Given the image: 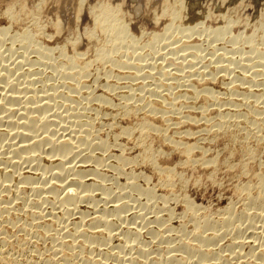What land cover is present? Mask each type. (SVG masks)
<instances>
[{
  "label": "rangeland",
  "instance_id": "374dc122",
  "mask_svg": "<svg viewBox=\"0 0 264 264\" xmlns=\"http://www.w3.org/2000/svg\"><path fill=\"white\" fill-rule=\"evenodd\" d=\"M114 24L126 26L125 38L117 48L115 46V38L118 30L116 27H112ZM110 27L112 28L108 35L105 30ZM1 28L3 30L0 31V76L6 75V72H8L6 77H4L5 75L3 76V79L7 78V76L11 79L8 77L7 80L4 79L5 81H16V83L21 81L22 83H18L19 85L12 83V85H17V91L15 90L16 88H13L16 92H18L19 88L25 90L24 88L28 87L26 88L27 93L19 89L21 90L19 91L20 94H17L10 89L12 88L10 87L12 86L11 84L9 86L8 82H5L6 84L0 82L2 86L5 85L4 87L0 86V94H2L0 96L13 97L10 96L11 94L9 95L12 92L14 96L20 95L18 100H22V102L18 101L20 104L14 103L16 107L17 105L20 108L22 106L21 109L19 108L20 110L17 111L18 107L16 109L14 105L10 107V110L15 109L16 111H10L9 113V110H7L9 114L16 112L17 116L14 113L11 114L13 117L9 116L14 120L18 116L23 117L21 111L24 109V103H28V106L25 105V107H31L32 105L36 107L45 102L48 99L47 97L53 95V97H49V101H46L50 104L48 105L49 109L46 106V109L44 108L45 111H41V114H39L40 111L35 112V116L37 115V118H39L45 112L46 114L44 113L43 117L49 115L48 121L51 124L54 122L53 124L55 125L58 122L57 124H59L61 129H59L58 125L55 127L53 124V126L50 124L51 127L49 125L50 130L54 128L55 130L53 129V131L56 133L60 130L57 133L59 135L55 133L57 136L54 137V140L59 139L57 138L59 136L62 137L60 138L61 140L63 136L68 135L70 137L69 134L72 133L71 136L74 134V139H77L79 143L80 140L84 142L86 139V137L82 139L83 137L81 138V136L84 134L80 133H89L85 128H91L90 132L93 130L94 133H90L91 137L86 135L90 138L89 145L86 142L84 145L79 143L78 147L77 140H74V142L76 141L74 143L75 146L80 149V156L79 154L77 157L70 156L72 160L75 158L76 167L73 171H79L80 173L76 172V174L80 175L89 185H85V182L79 184L93 188L92 190L90 187H87L88 189L84 188L91 191L92 195L89 193V197L93 196V198H87V200L79 198L81 201L77 200V204L71 206L73 210H70L71 212L66 206L67 212L71 213V215H68L69 213H64L65 206L62 205L63 208H61L62 206L58 204L60 203L58 199L60 201L64 194L61 192V197L58 198L51 194L52 190L49 189L50 187L48 188L49 183L46 184L53 177L51 172L58 171L60 165L58 162L61 161L62 156L54 154L55 156L53 157V154L50 153V145L45 143V145L43 144L44 147L42 146L43 149L40 148L41 151L39 150L38 153L36 152L31 156V158L34 156L30 159L31 161L29 160L30 157L28 160L26 158V164H23L25 161L20 160L15 154L12 156L9 152L13 150L12 144L15 138V143L22 140L20 138L21 135L17 134L18 137H15L16 129L14 126V128L12 127L14 131L8 127L10 123L14 125L16 120H10L6 111L4 115L2 113L4 116L2 118L5 121L0 120V134L3 135L4 132V137L6 136L8 140H3L10 143L7 145L5 141L0 142L2 145H0V152L2 153L0 154V159L3 160H0V190L2 189L1 191L4 193L3 195L0 191L2 193H0V206L2 205L0 207V214H2V217L0 216V264H32V262L33 264H85V260H88L89 264H99L101 261L100 264L103 261V264H128L130 262L131 264H178L179 262V264L264 263V218H262L264 214L260 213L262 217L259 215V212L264 210V195H262L264 194V184H262L264 183V58H262L264 57V0H0ZM218 28L222 29L216 32L215 30ZM171 29L174 31H171ZM165 30L170 33L167 34ZM158 33L162 35L155 40ZM20 36L22 37L19 38ZM178 47H183V50ZM176 49L179 50L177 51ZM185 52L192 56H189V58H192L190 62L193 63L191 64L194 67H189L191 65L190 62L182 66L179 61L175 60V57L178 58L182 53L186 54ZM167 53L169 54L167 55ZM165 55L168 57L166 60L164 59ZM194 61L197 63H194ZM136 63H141L142 68L140 66L138 68V65L136 68ZM3 64L5 65L3 66ZM177 64L178 67H176ZM2 67H8L9 69L7 68V70L9 71L5 70L6 68L3 70ZM193 70L195 72L191 73ZM1 73L4 74L2 75ZM12 79L15 80L12 81ZM29 79L32 80L29 81ZM0 80L2 81V77ZM186 83H189V85H185ZM20 84H23L22 87ZM250 85L254 86L251 87ZM5 87L10 89V92L7 88L4 89ZM1 90H7L8 94L6 95V92ZM41 90H44V93ZM154 91L157 93H154ZM130 92L135 93L132 94ZM33 94L37 97L36 99H34ZM246 95L248 96L246 97ZM5 96L4 98H6ZM25 97L30 99V101L26 100L25 102ZM139 97L142 99H139ZM4 98L1 97L0 104H3L4 101L5 104L8 100V98L5 100ZM40 98L45 100L41 99V101H38L37 99ZM50 98L54 99L50 101ZM35 101L39 103L33 104ZM143 104L144 106L149 104V106L145 108ZM73 106L75 111H72ZM52 107L55 108L52 109ZM141 107L145 109H141ZM148 107L155 110L158 109L159 111H156L158 114L148 109ZM48 110L50 111L48 112ZM151 111L154 113H151ZM160 111L163 113L165 111V113L163 114ZM52 112L53 114H51ZM77 112L80 113H78L80 119L77 117ZM51 115L55 116L54 120H52L53 116L50 117ZM61 116L67 117L64 119L65 121L61 119ZM190 116L196 117L197 122L189 124ZM21 117L18 121L23 120ZM7 120L11 122L8 123ZM81 120L82 123H79ZM12 121L14 122L12 123ZM2 122L5 123L2 125ZM89 122H92L93 125L91 123L86 126ZM147 122H152L149 125L154 124L155 126H153L156 128H151L149 131L148 128L151 126L149 127L148 125L147 128ZM66 124L71 127L69 128ZM83 124H85V127ZM139 125L144 131L139 129ZM81 126L83 127L81 128ZM142 126L146 127L143 128ZM64 128L68 132L63 131L65 130ZM121 129L122 131H120ZM70 130H73V132L79 131L78 133H73ZM124 130H126L125 132L128 131L127 135ZM40 131L42 133L43 130L39 129ZM8 132H11V135ZM7 133L10 136H7ZM62 134L63 136H61ZM12 137L14 139H11ZM142 138L144 140L140 141ZM12 141L13 143H11ZM141 142L142 144H140ZM53 143L55 144L56 142L50 144L54 145ZM8 146H10L9 149H7ZM190 147H192V150ZM1 149L7 150L2 152L3 150ZM79 149L76 148V150ZM44 152L50 153L52 156ZM14 156L15 162L14 158H11ZM10 158L13 159L12 163H15H11L12 167L9 166ZM34 158L36 164L38 162L37 165L33 160ZM82 160L84 163H81ZM97 160H103L102 168L101 166L99 169L95 168ZM27 161L30 162L27 164ZM202 161L204 162L202 163ZM31 162L38 167L31 164V166H34L31 168ZM48 165L51 169L48 167V170L46 169L45 173H43V166L47 167ZM52 165L53 168L55 166L54 169L56 170H52ZM104 165L107 166L104 167ZM15 166L16 169L14 168ZM6 167L9 168L6 169ZM39 170L41 171L39 172ZM68 171L66 170L63 173L68 176V174L72 173ZM93 172L100 175L105 173L106 175L97 177V174ZM8 175L11 177L8 178ZM82 175L86 176L83 177ZM24 176H28V179H32V182ZM42 178L44 179L43 181ZM45 178L49 179L46 181ZM5 180L9 183L8 185L4 182ZM45 181L46 183H44ZM165 182L167 184H164ZM31 184L34 185V187L32 186L34 189L38 190L40 187L39 189L41 190L42 187L43 189L45 187V191L42 189L43 192L49 190L50 192L43 193V195L42 190L39 191V196H43L40 198L37 196L38 193H35L36 190L32 192L34 189L30 188ZM131 184H135V187L131 186ZM168 184L172 185L169 186ZM15 185L17 186L15 187ZM80 185L78 187L79 190L82 189L80 187L84 186ZM46 188L48 189L46 190ZM19 189L20 191H18ZM6 194L19 199L15 198V200L11 201L12 197L9 198ZM16 194L19 197L15 196ZM2 195L5 196V200L9 203H4L6 201L1 203L4 199ZM45 196L48 200L44 198ZM261 196L263 200L260 198ZM56 197L58 198L57 201H55ZM187 200L192 203L193 210L190 204H187ZM117 202L120 206H117L119 205ZM124 204L126 208H124ZM12 205L14 206L13 208L11 207ZM115 206L117 207L116 209ZM121 206L123 208L119 209L118 207ZM9 207L12 209L11 211L8 209ZM260 208L262 209L259 210ZM119 211L120 214H118ZM230 211H232V214H229ZM243 211H246V214ZM51 212L55 214H50ZM247 213H251L253 216L250 215V217L252 216L255 220L247 218ZM102 215L105 217L106 215L110 216L108 220H111L112 216L113 220L118 219L116 221L111 220L115 222L110 225L112 228L110 230L112 231L111 235L107 233V229L110 226L107 227L105 225L106 228L102 223L97 222L99 221L98 219L104 217ZM228 215L229 217L233 215L236 218L235 220L231 217L232 221H235L234 223H230V221L229 224L231 225L227 224ZM209 219L210 221H207ZM81 220L83 221L81 222ZM223 220H227V223ZM96 222L98 230L92 224L96 225ZM208 222L212 223V227H210ZM76 224L79 226V231L75 230L77 229ZM205 224L209 229L205 227ZM196 226L199 229L202 228L199 230ZM252 226L255 228L259 227L255 229ZM87 227L90 228L88 229ZM91 227L93 228L91 229ZM104 228L106 229L104 230ZM244 228H248V231ZM99 230L103 231L99 232V234ZM75 231H78L80 235L78 232L75 233ZM110 231L108 230V232ZM73 232L77 235H73ZM84 233L86 234L84 235ZM66 234L68 242L62 239V237L66 238ZM69 234L72 235L70 236ZM132 234L136 237V241H134L135 237ZM198 234L200 236L205 234L202 236L205 238L208 235L209 239L205 240L201 237L200 241ZM82 235H84L85 239L90 236V242L93 240L92 236L96 235L94 237V239L97 237L95 239L96 242L93 240L91 244L85 240L87 245L83 241ZM127 236L132 240L134 239L133 244L131 243L132 241L128 245L124 242L128 239ZM249 236L251 237L249 238ZM212 238L213 240H211ZM258 238L259 240H257ZM72 239L74 240L72 241ZM87 239L89 238L87 237ZM203 239L205 240L204 243ZM58 242L61 244H58ZM83 242L84 244H82ZM234 242L236 244L235 247H233ZM123 244L127 247H122ZM130 244H132V247L129 246ZM259 244L263 246L260 247ZM57 245H60V248ZM73 245L76 248H73ZM188 246L191 247L189 248ZM62 247L65 248L62 249ZM67 247L70 251L67 250ZM54 248H58V250ZM59 249H62L61 251L65 249L64 251L66 252L67 250V252H61ZM140 249L143 252V249H145V252L143 253ZM73 250L75 253H72L74 252ZM257 252H261V254ZM101 253L104 256H101ZM68 254L71 255L69 256ZM250 254H253L254 257ZM239 256L242 259H239ZM262 257L263 262L260 259ZM188 258L189 260L186 262L185 260ZM66 260L67 262H65Z\"/></svg>",
  "mask_w": 264,
  "mask_h": 264
},
{
  "label": "bare ground",
  "instance_id": "6f19581e",
  "mask_svg": "<svg viewBox=\"0 0 264 264\" xmlns=\"http://www.w3.org/2000/svg\"><path fill=\"white\" fill-rule=\"evenodd\" d=\"M173 5H174V4H173ZM106 15H107V14H106ZM101 16H102V15H101ZM109 16H110V15H109ZM104 17H105V16H104ZM113 17H114V16H113ZM100 18H101V17H100ZM115 18H116V17H115ZM171 18H172V17H171ZM110 19H111V18H110ZM117 19H118V18H117ZM173 19H174V18H173ZM55 23H56V22H55ZM57 24H58V23H57ZM98 24H99V23H98ZM231 24H232V23H231ZM103 25H104V24H103ZM228 25H229V24H228ZM100 26H101V25H100ZM112 27H116L117 30H118V32H117V33H118V34H117V37L115 38V39H116V42H115L116 44H115V46H116V48H117V46L121 45V41L125 38V35H126V33H125V31H126V26H125V25H122V24H121V25H116V24H114V25H112ZM112 27H110V28H108L107 30H105V31L107 32L108 35H109L108 32H110V29H111ZM225 27H226V26H225ZM222 28H223V27H222ZM222 28H218V29H216L215 31L218 32V31H220ZM166 29H167V28H166ZM174 29H175V28H174ZM223 29H224V28H223ZM1 30H3V29L1 28L0 31H1ZM165 31H166V30H165ZM167 31H168V30H167ZM167 31H166V33H167ZM169 31H170V30H169ZM171 31H174V30L171 29ZM215 31H214V32H215ZM214 32H213V33H214ZM216 32H215V33H216ZM1 33H2V32H1ZM4 33H5V32H4ZM129 33H130V32H129ZM166 33H165V36H166ZM168 33H170V32H168ZM168 33H167V34H168ZM171 33H172V32H171ZM110 34H111V33H110ZM112 34H113V33H112ZM190 34H191V33H190ZM0 35H1V34H0ZM2 35H4V34H2ZM26 35H27V34H26ZM32 35H33V34H32ZM155 35H156V34H155ZM161 35H162V34L159 35V33H158V34L156 35V37H155V40H157ZM216 35H217V34H216ZM16 36H18V35H16ZM29 36H30V35H29ZM176 36H177V35H176ZM184 36H185V35H184ZM1 37H2V36H1ZM21 37H22V36H20L19 38H21ZM167 37H168V36H167ZM174 37H175V36H174ZM182 37H183V36H182ZM249 37H250V36H249ZM17 38H18V37H17ZM217 38H218V37H217ZM29 39H30V38H29ZM161 39H162V38H161ZM252 40H253V39H252ZM21 41H22V40H21ZM112 42H113V41H112ZM109 43H110V42H109ZM151 43H152V42H151ZM172 43H173V42H172ZM172 43H171V44H172ZM176 43H177V42H176ZM199 44H200V43H199ZM174 45H175V44H174ZM174 45H173V47H174ZM254 45H255V44H254ZM0 46H1V45H0ZM26 46H27V45H26ZM75 46H76V45H75ZM122 46H123V45H122ZM175 46H176V45H175ZM179 46H180V45H179ZM148 47H149V46H148ZM183 47H184V46H183ZM183 47H182V48H183ZM196 47H197V46H196ZM174 48H175V47H174ZM178 48H181V47H178ZM182 48H181V50H183ZM15 50H16V49H15ZM15 50H14V51H15ZM30 50H34V49H30ZM109 50H110V49H109ZM172 50H173V49H172ZM174 50H175V49H174ZM176 50H177V49H176ZM178 50H179V49H178ZM178 50H177V51H178ZM186 50H187V49H186ZM195 50H196V49H195ZM111 51H112V50H111ZM190 51H191V50H190ZM254 51H255V50H254ZM171 52H172V51H171ZM196 52H197V50H196ZM215 52H216V51H215ZM262 52H263V51H262ZM31 53H32V52H31ZM78 53H79V52H78ZM178 53H179V52H178ZM185 53H186V52H185ZM190 53H191V52H190ZM224 53H225V52H224ZM102 54H103V53H102ZM168 54H169V53H167V55H168ZM170 54H171V53H170ZM175 54H176V53H175ZM197 55H198V52H197ZM41 56H42V55H41ZM105 56H106V55H105ZM165 56H166V55H165ZM189 56H190V55H189L188 52H187L186 54H183V53H182L181 55L178 56V58H176L175 56H174V57H175V60H177V61L180 62V63L178 62L179 64H181L182 66H183V64H184V66H185L188 62L192 61V58H189ZM193 56H194V55H193ZM203 56H204V55H203ZM190 57H192V56H190ZM195 57H196V56H195ZM195 57H194V58H195ZM197 57H198V56H197ZM251 57H252V56H251ZM20 58H21V57H20ZM137 58H138V57H137ZM167 58H168L167 56L164 57L165 60H166ZM170 58H172V57H170ZM170 58H169V59H170ZM180 58H181V59H180ZM199 58H200V57H199ZM202 58H203V57H202ZM262 58H264V57H262ZM24 59H25V58H24ZM47 59H48V58H47ZM190 59H191V60H190ZM212 59H213V58H212ZM103 60H104V59H103ZM113 60H114V59H113ZM251 60H252V59H251ZM261 60H262V59H261ZM23 61H24V60H23ZM168 61H169V60H168ZM197 61H198V60H197ZM217 61H218V59H217ZM263 61H264V60H263ZM263 61H262V62H263ZM113 62H114V61H113ZM123 62H124V61H123ZM127 62H128V61H127ZM134 62H135V61H134ZM173 62H174V61H173ZM173 62H172V63H173ZM181 62H182V63H181ZM202 62H203V61H202ZM10 63H11V62H10ZM191 63H192V62H190V64H191ZM194 63H197V62L194 61ZM12 64H13V63H12ZM130 64H132V63L130 62ZM140 64H141V63H140ZM140 64H139V63H136V66H135V64H134V66L137 68V65H138V68H139V66H140V68H142V67H141L142 65H140ZM149 64H150V63H149ZM192 64H193V63H192ZM192 64H191L190 66H189V65H188V66H189V67H191V66L194 67ZM4 65H5V64H3V66H4ZM7 65H8V64H7ZM153 65H154V64H153ZM153 65H152V66H153ZM18 66H19V65H18ZM47 66H48V65H47ZM118 66H119V65H118ZM170 66H171V65H170ZM188 66H187V67H188ZM8 67H10V66H8ZM8 67H7V68H8ZM176 67H178V64L176 65ZM187 67H186V68H187ZM2 68H3V67H2ZM5 68H6V67H5ZM5 68H3V70H4ZM7 68H6L5 70H7ZM10 68H11V67H10ZM18 68H19V67H18ZM68 68H69V67H68ZM186 68H185V69H186ZM8 69H9V68H8ZM19 69H20V68H19ZM173 69H174V68H173ZM179 69H180V68H179ZM226 69H227V68H226ZM229 69H230V68H229ZM64 70H65V69H64ZM166 70H167V69H166ZM166 70H165V71H166ZM7 71H9V70H7ZM10 71H11V70H10ZM140 71H141V70H140ZM176 71H177V70H176ZM0 72H1V71H0ZM4 72H5V71H4ZM174 72H175V71H174ZM184 72H185V71H184ZM193 72H195V71L193 70L191 73H193ZM211 72H212V71H211ZM262 72H263V71H262ZM6 73L8 74V72H6ZM12 73H13V72H12ZM138 73H139V72H138ZM185 73H186V72H185ZM189 73H190V72H189ZM247 73H248V72H247ZM263 73H264V72H263ZM1 74H2V73H1ZM3 74H4V73H3ZM3 74H2V75H3ZM7 74H6V75H7ZM28 74H29V73H28ZM140 74H142V73H140ZM196 74H197V73H196ZM215 74H216V73H215ZM4 75H5V74H4ZM4 75H3V76H4ZM6 75H5L4 77H6ZM150 75H151V74H150ZM183 75H184V74H183ZM185 75H186V74H185ZM208 75H209V74H208ZM3 76H0V78L2 77V81L0 80V82H2V83H5V82L7 83V82H8V85H9V84L12 85V83H14V84L16 83V81H15V82L5 81V80L8 79L9 76H7V78H4L5 80L3 79ZM168 76H169V75H168ZM188 76H189V75H188ZM204 76H205V75H204ZM19 77H20V76H19ZM28 77H29V76H28ZM28 77H27V78H28ZM87 77H88V76H87ZM149 77H150V76H149ZM213 77H214V76H213ZM23 78H24V77H23ZM62 78H63V77H62ZM62 78H61V79H62ZM127 78H128V77H127ZM136 78H137V77H136ZM160 78H161V77H160ZM176 78H177V77H176ZM198 78H199V77H198ZM215 78H216V77H215ZM9 79H11V78L9 77ZM3 80H4V82H3ZM14 80H15V79H14ZM14 80L12 79V81H14ZM16 80H17V78H16ZM31 80H32V79H31ZM31 80L29 79V81H31ZM180 80H181V79H180ZM243 80H245V79H243ZM18 81H19V79H18ZM18 81H17V82H18ZM188 81H189V80H188ZM20 82H21V81H20ZM20 82H18V83H20ZM27 82H28V81H27ZM186 82H187V81H186ZM244 82H245V81H244ZM2 83H0V84H1L0 86H1V87H4L5 85L2 86ZM6 83H5V84H6ZM18 83H16V84H18ZM21 83H22V82H21ZM23 83H24V82H23ZM25 83H26V82H25ZM30 83H31V82H30ZM182 83H183V82H182ZM232 83H233V82H232ZM241 83H242V82H241ZM250 83H251V82H250ZM28 84H29V83H28ZM150 84H152V83H150ZM187 84L189 85V83H186L185 85H187ZM190 84H191V83H190ZM8 85H6V86H8ZM18 85H19V84H18ZM22 85H23V84H22ZM22 85L20 84L21 87H22ZM25 85H26V84H25ZM25 85H24V86H25ZM180 85H181V84H180ZM183 85H184V84H183ZM183 85H182V86H183ZM188 85H187V86H188ZM9 86H10V85H9ZM24 86H23V87H24ZM32 86H33V85H32ZM169 86H170V85H169ZM250 86H251V85H250ZM253 86H254V85H253ZM253 86H251V87H253ZM263 86H264V85H263ZM10 87H12V88H10ZM10 87H9V88L12 89L13 92H16V91H17V85H12V86H10ZM33 87H34V86H33ZM243 87H244V86H243ZM6 88H7V87H5L4 89H6ZM13 88H16V89H15L16 91L13 90ZM26 88H28V87H26ZM26 88H24L25 90H23V89H21V88H19V89H21L23 92L25 91L24 93H27L28 91H27ZM34 88H35V87H34ZM52 88H53V87H52ZM54 88H55V87H54ZM152 88H153V87H152ZM160 88H161V87H160ZM163 88H164V87H163ZM168 88H169V87H168ZM192 88H194V87H192ZM2 89H3V88H2ZM10 89L7 88V90H8L9 92H10ZM19 89H18V92H16L17 94H20L19 91H21V90H19ZM29 89H30V87H29ZM29 89H28V90H29ZM32 89H33V88H32ZM35 89H36V88H35ZM73 89H74V88H73ZM108 89H109V88H108ZM171 89H172V88H171ZM229 89H230V88H229ZM7 90H1V91L6 92V95H7V94H8V93H7V92H8ZM54 90H56V89H54ZM152 90H153V89H152ZM158 90H159V89H158ZM164 90H165V89H164ZM194 90H195V89H194ZM26 91H27V92H26ZM30 91H31V89H30ZM30 91H29V92H30ZM41 91H42V90H41ZM43 91H44V90H43ZM43 91H42V92H43ZM133 91H134V90H133ZM160 91H161V90H160ZM212 91H213V90H212ZM23 92H22V93H23ZM35 92H37V91H35ZM39 92H40V91H39ZM155 92H156V91H154V93H155ZM236 92H237V91H236ZM2 93H3V92H2ZM24 93H23V94H24ZM33 93H34V92H33ZM37 93H38V92H37ZM43 93H44V92H43ZM45 93H46V92H45ZM55 93H56V91H55ZM130 93H132V92H130ZM130 93H129V94H130ZM133 93H135V92H133ZM133 93H132V94H133ZM152 93H153V92H152ZM154 93H153V95H155ZM156 93H157V92H156ZM162 93H163V92H162ZM3 94H5V93H3ZM10 94H11V95H10ZM13 94H14V93H13ZM13 94H12V92L9 93V95H10V96H13V97H9V96L6 97L5 95L0 96V99H1V97L4 98V96H5L6 98H8V100H7L6 103H5L6 105L4 104L5 101L3 102L4 105L1 103V104H2V106H1V104H0V107H1V109H0V115H1V116H0V120L2 119V121H5V120H3V118H4L3 115H4V112H5V111H6V113H7V110H9V113H10V111H14V110H15V109L10 110V109H11L10 107L13 106L14 103L17 102L16 104H20V103H18V101H19V100H18V99H19L18 96H20V95H17V96L15 95V96H14ZM31 94H32V93H31ZM50 94H51V93H50ZM238 94H239V93H238ZM0 95H2V94H0ZM33 95H34V94H33ZM46 95H48V93H46ZM46 95H45V96H46ZM62 95H63V94H62ZM123 95H125V94H123ZM172 95H173V94H172ZM21 96H22V95H21ZM45 96H44V97H45ZM48 96H49V95H48ZM56 96H57V95H56ZM56 96H55V97H56ZM58 96H59V93H58ZM65 96H66V95H65ZM97 96H98V95H97ZM247 96H248V95H246V97H247ZM27 97H28V95H27ZM27 97H25V102H26V100H28V102L30 101V99H28ZM30 97H33V96H30ZM34 97H35V95H34ZM34 97H33V98H34ZM41 97H42V96H41ZM46 97H47V96H46ZM49 97H53V95H52V96L50 95ZM49 97H47V98L49 99ZM68 97H69V96H68ZM103 97H104V96H103ZM127 97H128V96H127ZM129 97H130V96H129ZM142 97H143V96H142ZM194 97H195V96H194ZM6 98H4V100H5ZM36 98H37V97H35L34 99H36ZM38 98H39V95H38ZM60 98H61V96H60ZM105 98H106V97H105ZM125 98H126V97H125ZM132 98H133V97H132ZM147 98H148V97H147ZM186 98H187V97H186ZM21 99H22V98H21ZM23 99H24V98H23ZM41 99H43V98H40V99H37V100H38V101H39V100L41 101ZM48 99H47V100H48ZM53 99H54V98H52V99L50 98V101L53 100ZM126 99H128V98H126ZM139 99H142V98L139 97ZM144 99H145V98H144ZM173 99H174V98H173ZM244 99H245V98H244ZM1 100H2V99H1ZM43 100H45V99H43ZM47 100H46V101H47ZM128 100H129V99H128ZM130 100H131V99H130ZM163 100H165V99H163ZM163 100H162V101H163ZM20 101L22 102V100H20ZM20 101H19V102H20ZM46 101H45V102H46ZM48 101H49V100H48ZM108 101H109V100H108ZM125 101H126V100H125ZM135 101H136V100H135ZM259 101H260V100H259ZM23 102H24V101H23ZM31 102H33V101L31 100ZM31 102H30V104L32 105ZM45 102H42V103L40 102L41 105H37L36 107H35V106L33 107V105H32V106H31L32 109H31V107H27V106H28V105H27L28 103H24L25 105H27L26 107H25V105H23L24 109H22L21 112H22V113L24 112V113L22 114V113L19 111V112L21 113V115H23V117L20 116V117L23 119L22 121H18V119L20 118L19 116H18L19 118L17 117V119H15L16 121H15L13 118H11V117H13L11 114L14 113V112H12L11 114L7 113L8 116H9V115L11 116V117L9 116V117H10V120L13 119L15 122L12 121V123L14 122V125L10 123V125H12V126L8 125L7 123H6V124H7L8 127H10L11 129H12L13 126L15 127V129H16V130H15V133H16L15 137H16L17 134H18L19 136L21 135L20 138H22L21 141H18V142L15 143V139H16V138L14 139V138H13L14 136L12 135L13 137H12L11 139H14V143H13V141L11 142V143H13V144H12V145H13V146H12V147H13V150L11 149L12 151H9V152L11 153L12 156H13L14 154H15L16 156H18V158H20V160L25 161L24 163H23V162H22V163H23V164H26V160H28L29 157H30L29 160L32 159L34 156H33L32 158H31V156H32L33 154H35L36 152L38 153L39 150L41 151L40 148H42V146L44 147L45 143H48V144L50 145V153L53 154V157L55 156L54 154H56V156H57V155H59L60 157L62 156V157H61V158H62L61 161L58 162V163H60L59 167L57 166V167H58V171H57L56 169H54L55 166H54V168H53V165H52V170L54 169V170H56V172H54V171L51 172V171H50V172L52 173V176H53V177H52L51 180H48L49 182H47V183H46V181H47V179H49V178H47V179L45 178L46 181H45L44 183H46V184L49 183V184H48L49 186L46 185V184H45V185L48 186V188L50 187L49 189L52 190V191H51V194L57 196L58 198L61 197V196H60V195H61V192L64 194V196H62V198L60 199V201H59V199H58L57 197H56V200H55V201H57V199H58V202H60V203H58V204H60V206H62V205L65 206V209H64L65 212H64V213L68 214L69 212H67V210H66L67 207H66V206H68V208H69L68 210L70 211V210H72L71 206L77 204L76 202H78L81 198H84V200H85V199L87 200V198H88V199H89V198H90V199L93 198V196H91L92 193H90L91 191H88V190H85V189H84V188L88 189L87 187H90V186H87V187L85 186V185H87L88 183H86L85 180H83V178L80 177V175H77V174H76V172H79V171H76V172L73 171V170H75V167H76V164L74 163V162H75V160H74L75 158H73V160H72V157H70V156L73 155L74 157H75V156L77 157L78 154H79V156H80V153H79V152H80V149L78 148L79 145H80V144H83V145H84L85 142H86L87 144L90 143V142H89L90 138L87 137L86 135L90 136V133H94V132H93V130H92V132H90L91 128H85V129H87V131H88L89 133H87V134H85V133H80V134H84L83 136L77 134L78 136H81V138L83 137L82 139H85L84 137H86V139L84 140V142H82V141L80 140V142H79L80 144L78 143V140H77V139H74V138H75V137H73L74 134H73V136H71L72 133H70V131L73 132V130L76 129L75 127H74L73 130H70V131H69V133H70V134H69L70 137H69L68 135H67L68 137H67V136H63V134H64V133H63V134L61 135V136H63V139H62V140L60 139V138H62V137H60V136L57 137V138H59V139L54 140V137H56L57 135H59V134H57V133H58L60 130L57 131V133H56L55 131H53V129H54L53 127H52L53 129L50 130V127H51V125H52L54 122L51 124V123L48 121V119H49L48 116H49V115H48V116H45V115H44L45 117H43V114L45 113V112H44V113H42V116H41V117L38 116L39 118H37V115L35 116V112H39V111H40L39 114H41V111H45L44 108L46 109V106H47V108H48V105H50V104H49L48 102H46V103H45ZM103 102H105V101H103ZM140 102H141V101H140ZM150 102H151V101H150ZM150 102H148V103L150 104ZM166 102H169V101H166ZM36 103H37V102L35 101L33 104H36ZM38 103H39V102H38ZM38 103H37V104H38ZM43 103H44V104H43ZM145 103H146V102H145ZM170 103H171V102H170ZM216 103H217V102H216ZM8 104H9V105H8ZM22 104H23V103H22ZM118 104H120V103H118ZM146 104H147V103H146ZM149 104H148L147 106H149ZM239 104H240V103H239ZM241 104H242V103H241ZM57 105H59V104H57ZM120 105H121V104H120ZM124 105H125V104H124ZM166 105H167V104H166ZM169 105H170V104H169ZM218 105H219V104H218ZM223 105H224V104H223ZM14 106L16 107V105H14ZM18 106H19V105H17V107H18ZM20 106H21V105H20ZM29 106H30V105H29ZM128 106H129V105H128ZM143 106H144V104H143ZM147 106H144V107L146 108ZM154 106H155V105H154ZM17 107H16V109H17ZM69 107H70V106H69ZM137 107H138V105H137ZM19 108H20V107H18L17 111L20 110V109L22 108V106H21L20 109H19ZM25 108H26V110H25ZM54 108H55V107H52V109H54ZM76 108H77V107H76ZM142 108H143V107H141V109H142ZM145 108H143V109H145ZM152 108H154V107L152 106ZM152 108H151V107H150V108L148 107V109H151V110H153V111H155V112H156V111H159L158 109L155 110V109H152ZM155 108H157V107L155 106ZM198 108H199V107H198ZM198 108H197V109H198ZM42 109H43V110H42ZM48 109H49V108H48ZM50 109H51V106H50ZM70 109H71V107H70ZM72 109H73L72 111H75L74 106L72 107ZM77 109H78V108H77ZM95 109H96V108H95ZM205 109H206V108H205ZM218 109H219V108H218ZM250 109H251V108H250ZM24 110H25V111H24ZM63 110H64V109H63ZM128 110H129V109H128ZM138 110L140 111V109H138ZM163 110H164V109H163ZM15 111H16V110H15ZM49 111H50V110H48V112H49ZM51 111H52V110H51ZM54 111H55V110H54ZM54 111H53V112H54ZM76 111H77V110H76ZM135 111H137V110H135ZM149 111H150V110H149ZM153 111H151V113H154ZM259 111H261V110H259ZM19 112H18V113H19ZM46 112H47V111H46ZM53 112H52L51 114H53ZM56 112H57V111H56ZM69 112H70V111H69ZM126 112H127V111H126ZM128 112H129V111H128ZM160 112H162V111H160ZM206 112H207V111H206ZM2 113H3V115H2ZM15 113H16V112H15ZM15 113H14V114H15ZM70 113H71V112H70ZM78 113H79V112L76 113V114H77V117H78V115L80 114V113H79V114H78ZM156 113H157V112H156ZM156 113H155V115H156ZM162 113H163V112H162ZM164 113H165V111H164ZM164 113H163V114H164ZM39 114H38V115H39ZM45 114H46V113H45ZM47 114H49V113H47ZM74 114H75V113H74ZM128 114H129V113H128ZM149 114H150V113H149ZM157 114H158V113H157ZM160 114H161V113H160ZM167 114H168V113H167ZM15 115H16V114H15ZM18 115H19V114H18ZM54 115H55V113H54ZM54 115H51V116H50V117L53 116V117H52V118H53L52 120L55 119V116H54ZM56 115H57V114H56ZM71 115L73 116V114H71ZM81 115H82V113H81ZM84 115H85V114H84ZM124 115H126V114H124ZM151 115H152V114H151ZM242 115H243V114H242ZM244 115H245V114H244ZM2 116H3V118H2ZM8 116H7V117H8ZM16 116H17V115H16ZM16 116H14V117H16ZM58 116H59V114H58ZM74 116H75V115H74ZM82 116H83V115H82ZM158 116H159V115H158ZM9 117H8V118H9ZM34 117H35V118H34ZM61 117H62V116H61ZM69 117H70V116H69ZM90 117H91V116H90ZM112 117H113V116H112ZM5 118H6V117H5ZM65 118H67V117L65 116ZM65 118L62 117L61 119L64 120ZM78 118H79V117H78ZM88 118H89V117H88ZM6 119H7V118H6ZM69 119H70V118H69ZM71 119H72V118H71ZM79 119H80V118H79ZM213 119H214V118H213ZM8 120H9V119H8ZM8 120H7V122H8ZM67 120H68V119H67ZM67 120H66V121H67ZM242 120H243V119H242ZM254 120H255V119H254ZM50 121H51V120H50ZM64 121H65V120H64ZM198 121H199V120H198ZM9 122H11V121H9ZM9 122H8V123H9ZM48 122H49V123H48ZM51 122H52V121H51ZM61 122H63V121H61ZM78 122H79V121H78ZM84 122L86 123V121H84ZM186 122H187V121H186ZM188 122H189V124L196 123V122H197V121H196V117H191V116H190ZM188 122H187V123H188ZM249 122H250V121H249ZM0 123H1V121H0ZM4 123H5V122H2V125H3ZM57 123H58V122H57ZM57 123H56L55 125L53 124L54 127H55L56 125L59 126V124H57ZM76 123H77V122H76ZM79 123H82V120H81V122H79ZM79 123H77V124H79ZM91 123H92V122H91ZM91 123H90V122L87 123L86 126H89V124H91ZM147 123H148V124H147L146 126H147V128H148V125L151 124L152 122H150V123L147 122ZM174 123H175V122H174ZM254 123L256 124V122H254ZM50 124H51V125H50ZM70 124H71V122H70ZM72 124H73V123H72ZM77 124H76V125H77ZM217 124H218V122H217ZM223 124H224V123H223ZM49 125H50V127H49ZM53 125H52V126H53ZM61 125H62V123H61ZM66 125H67V124H66ZM84 125H85V124H83V126H84ZM91 125H93V123H92ZM136 125H137V124H136ZM141 125H142V124H141ZM153 125H154V124L149 125V127H150V126H151V127L148 128V130L151 129V128L155 129L156 127H154L155 125H154V126H153ZM0 126H1V125H0ZM62 126H63V125H62ZM64 126H65V125H64ZM67 126H68V125H67ZM83 126H81V128H82ZM146 126H145V127H146ZM14 127H13V128H14ZM68 127H69V126H68ZM70 127H71V126H70ZM70 127H69V128H70ZM84 127H85V126H84ZM91 127H92V126H91ZM130 127H131V126H130ZM137 127H138V126H137ZM139 127H140L139 129L142 130V128H141L140 125H139ZM142 127L145 128L144 126H142ZM158 127H159V126H158ZM252 127H253V126H252ZM10 128H9V130H10ZM62 128H63V127H62ZM65 128H66V127H65ZM65 128H64V129H65ZM69 128H66V129H69ZM127 128H128V127H127ZM131 128H132V127H131ZM131 128H130V129H131ZM133 128H134V127H133ZM135 128H136V127H135ZM219 128H220V126H219ZM219 128H218V129H219ZM39 129H42V130H43L42 133H41V131L39 132ZM59 129H61L60 126H59ZM66 129L63 130V131H66ZM71 129H72V128H71ZM77 129H78V127H77ZM88 129H89V130H88ZM218 129H217V130H218ZM54 130H55V129H54ZM56 130H57V128H56ZM81 130H82V129H81ZM83 130H84V129H83ZM135 130H136V129H135ZM145 130L148 131L147 129H145ZM158 130H159V129H158ZM160 130H161V129H160ZM246 130H247V129H246ZM255 130H256V129H255ZM4 131H5V130H4ZM6 131H7V130H6ZM12 131H14V130L12 129ZM12 131H11V132H12ZM61 131H62V130H61ZM75 131H76V130H75ZM78 131H79V130H77L76 132H73V133H78ZM84 131L86 132V130H84ZM84 131H83V132H84ZM95 131H96V129H95ZM120 131H122V129H121ZM125 131H126V130H124V132H125ZM142 131H144V129H143ZM149 131H150V130H149ZM149 131H148V132H149ZM188 131H189V130H188ZM202 131H203V129H202ZM11 132H10V133L8 132V133L11 135ZM37 132H38V134H37ZM66 132H68V131H66ZM66 132H65V134H66ZM81 132H82V131H81ZM127 132H128V131H127ZM127 132H125L126 135H127ZM130 132H131V130H130ZM140 132H141V131H140ZM159 132H161V131H159ZM234 132H235V131H234ZM241 132H242V131H241ZM0 133H1V132H0ZM8 133H7V136H10ZM13 133H14V132H13ZM15 133H14V134H15ZM39 133H40V134H39ZM55 133H56L57 135H55ZM122 133H123V132H122ZM190 133H191V132H190ZM196 133H197V132H196ZM60 134H61V133H60ZM65 134H64V135H65ZM67 134H68V133H67ZM129 134H130V133H129ZM143 134H144V132H143ZM143 134H142V136H143ZM177 134H178V133H177ZM161 135H162V134H161ZM245 135H246V134H245ZM75 136H76V134H75ZM96 136H97V135H96ZM146 136H147V135H146ZM235 136H236V135H235ZM247 136H248V134H247ZM262 136H263V135H262ZM3 137H4V132H3V135L0 134V142H1V141L4 142V141L7 139L6 136H5L6 138H5V137L3 138ZM17 137H18V136H17ZM90 137H91V136H90ZM94 137H95V136H94ZM140 137H141V135H140ZM252 137H254V136H252ZM76 138H77V137H76ZM78 138H80V137H78ZM3 139H5V140H3ZM9 139H10V138H9ZM93 139H94V138H93ZM99 139H100V138H99ZM138 139H139V138H138ZM163 139H165V138H163ZM169 139H171V138H169ZM203 139H204V138H203ZM7 140H8V139H7ZM74 140H77V143H78L77 146H78V147L75 146L74 143H75L76 141L74 142ZM86 140H88V141H86ZM102 140H103V139H102ZM142 140H144V139H143V138L140 139V141H142ZM259 140H260V139H259ZM16 141H17V140H16ZM99 141H100V140H99ZM99 141H98V142H99ZM103 141H104V140H103ZM197 141H198V140H197ZM52 142H56V143H55V144L53 143L54 145H52V144H50V143H52ZM91 142H92V140H91ZM176 142H177V140H176ZM6 143H7V142L5 141V144H6ZM8 143H10V142H8ZM8 143H7V145H8ZM86 143H85V144H86ZM99 143H100V142H99ZM103 143H104V142H103ZM174 143H175V141H174ZM2 144H3V143H2ZM43 144H44V145H43ZM94 144H95V143H94ZM140 144H142V142H141ZM191 144H192V143H191ZM0 145H1V144H0ZM3 145H4V144H3ZM7 145H6V146H7ZM57 145H58V146H57ZM88 145H89V144H88ZM95 145H97V144H95ZM103 145H104V144H103ZM103 145H102V146H103ZM116 145H117V144H116ZM120 145H121V144H120ZM143 145H144V144H143ZM178 145H179V144H178ZM187 145H188V144H187ZM1 146H2V145H1ZM1 146H0V148H1ZM51 146H52V148H51ZM54 146H55V147H54ZM86 146H87V145H86ZM105 146H106V145H105ZM113 146H114V145H113ZM141 146H142V145H141ZM179 146H180V145H179ZM194 146H195V145H194ZM196 146H197V145H196ZM9 147H10V146H8L7 149H9ZM93 147H95V146H93ZM103 147H104V146H103ZM142 147H143V146H142ZM188 147H189V146H188ZM188 147H187V148H188ZM201 147H202V146H201ZM76 148L79 149V150H76ZM85 148H86V147H85ZM85 148H84V150H85ZM185 148H186V147H185ZM191 148H192V147H190V149H191ZM7 149H6V150H7ZM42 149H43V148H42ZM51 149H52V151H53V149H54V151L52 152ZM81 149H83V148H81ZM95 149H96V148H95ZM105 149H106V148H105ZM190 149H188V150H190ZM1 150H3L2 152H5V151H6V150L4 151V149H1ZM191 150H192V149H191ZM194 150H195V149H194ZM101 151H102V150H101ZM9 152H7V153H9ZM12 152H14V153H12ZM42 152H43V151H42ZM91 152H92V151H91ZM205 152H206V151H205ZM250 152H251V151H250ZM10 153H9V154H10ZM44 153H45V152H44ZM46 153H47V152H46ZM46 153H45V154H46ZM50 153H47V154H50ZM103 153H104V151H103ZM121 153H122V152H121ZM0 154H2V153L0 152ZM4 154H6V153H4ZM52 154H50V155L52 156ZM40 155H41V154H40ZM43 155H44V154H43ZM50 155H49V156H50ZM90 155H91V154H90ZM41 156H42V155H41ZM103 156H104V155H103ZM9 157H10V156H9ZM39 157H40V156H39ZM39 157H38V158H39ZM85 157H86V156H85ZM95 157H96V156H95ZM117 157H118V156H117ZM7 158H8V157H7ZM11 158H14V162L16 161V160H15V156H14V157H11ZM11 158L9 159V160L11 161L9 166L12 167V164H15V163H12L13 159H11ZM18 158H16V159L19 160ZM26 158H27V159H26ZM51 158H52V157H51ZM57 158H58V157H57ZM4 159H5V158H4ZM25 159H26V160H25ZM36 159H37V158H36ZM39 159H40V158H39ZM39 159H38V160H39ZM97 159H98V158H97ZM103 159H104V157H103ZM105 159H106V158H105ZM107 159H108V157H107ZM118 159H119V157H118ZM121 159H122V158H121ZM0 160H2V159H0ZM33 160H34V162H35V158H34ZM33 160H32V161H33ZM49 160H50V159H49ZM77 160H79V159H77ZM83 160H84V158H83ZM83 160L81 161V163H82V162L84 163ZM125 160H126V159H125ZM125 160H124V161H125ZM2 161H3V160H2ZM6 161H8V160H6ZM6 161H5V162H6ZM30 161H31V160H30ZM30 161H27V164H28V162H30ZM53 161H54V160H53ZM79 161H80V160H79ZM87 161H88V159H87ZM90 161H91V160H90ZM102 161H103V160H101V161H98V160H97V162H95V164H96V167H95V168H98V169H99V167H100L101 164H102ZM105 161H106V160H105ZM121 161H122V160H121ZM153 161H154V159H153ZM197 161H198V160H197ZM206 161H207V160H206ZM5 162H4V163H5ZM8 162H9V161H8ZM17 162H18V161H17ZM188 162H189V161H188ZM195 162H196V161H195ZM203 162H204V161H202V163H203ZM11 163H12V164H11ZM18 163H20V162H18ZM39 163H40V160H39ZM77 163H78V162H77ZM79 163H80V162H79ZM85 163H87V162H85ZM107 163H108V162H107ZM107 163H106V164H107ZM209 163H210V162H209ZM212 163H213V162H212ZM6 164H7V162H6ZM16 164H17V163H16ZM23 164H22V166H23ZM31 164L33 165L34 163H32V162L30 163V167H31V168H33L34 166H35V167H38V166H36V165L38 164V162H37V164H36V162H35L36 165L34 164V166H31ZM55 164H57V163H55ZM109 164H110V163H109ZM156 164H157V162H156ZM156 164H155V165H156ZM227 164H228V163H227ZM43 165H44V164H43ZM57 165H58V164H57ZM77 165H78V164H77ZM80 165H81V164H80ZM80 165H79V166H80ZM110 165H112V164H110ZM157 165H158V164H157ZM157 165H156V166H157ZM19 166H20V165H19ZM19 166H18V167H19ZM45 166H46V165H45ZM50 166H51V165H50ZM102 166H103V165H102ZM102 166H101V168H102ZM106 166H107V165H104V167H106ZM156 166H155V167H156ZM204 166H205V164H204ZM18 167H17V169H18ZM20 167H21V166H20ZM39 167H40V166H39ZM48 167H49V165H48L47 167H44V166H43V168H42V169H43V170H42L43 173H45V171H46V169H47ZM111 167H112V166H111ZM7 168H9V167H6V169H7ZM14 168L16 169V166H15ZM14 168H13V170H14ZM163 168H164V167H163ZM163 168H162V170H163ZM168 168H169V167H168ZM49 169H51V167H49ZM91 169H92V168H91ZM121 169H122V168H121ZM47 170H48V169H47ZM66 170H69V171H71L72 173H71V174H68V176H67V175H65V174L63 173V172L66 171ZM94 170L96 171L97 169H94ZM166 170H167V169H166ZM168 170H169V169H168ZM8 171H9V170H8ZM40 171H41V170H39V172H40ZM69 171H68V172H69ZM12 172H13V171H12ZM16 172H17V170H16ZM19 172H20V171H19ZM73 172H75V173H73ZM97 172H99V171L97 170ZM242 172H243V171H242ZM5 173L7 174V172H5ZM9 173L11 174V172H9ZM65 173H66V172H65ZM79 173H80V172H79ZM93 173H94V172H93ZM95 173H96V172H95ZM95 173H94V174H95ZM161 173H162V172H161ZM63 174H64V175H63ZM66 174H67V173H66ZM96 174H97V177H99L100 174H99V173H96ZM104 174H105V173H104ZM104 174H103V175H104ZM4 175H5V174H4ZM20 175H21V174H20ZM43 175H44V174H43ZM43 175H42V176H43ZM46 175H47V174H46ZM103 175H100V177H102ZM105 175H106V174H105ZM170 175H171V174H170ZM260 175H261V174H260ZM22 176H23V175H22ZM39 176H40V175H39ZM64 176H66V177H64ZM72 176H73V177H72ZM78 176H79V177H78ZM82 176H83V175H82ZM84 176H86V175H84ZM84 176H83V177H84ZM131 176H132V175H131ZM3 177H4V176H3ZM5 177H6V176H5ZM7 177L10 178L11 176L9 177V175H8ZM24 177H26V176H24ZM47 177H48V176H47ZM95 177H96V175H95ZM129 177H130V176H129ZM129 177H128V179H129ZM167 177H168V176H167ZM26 178L28 179V176H27ZM29 178H30V175H29ZM38 178H39V177H38ZM40 178H41V176H40ZM86 178H87V177H86ZM168 178H169V177H168ZM168 178H167V179H168ZM27 179H25V180H27ZM33 179H34V178H33ZM93 179H94V178H93ZM102 179H105V178H102ZM134 179H135V178H134ZM8 180H9V179H8ZM28 180H29V179H28ZM31 180H32V179H30L29 181H31ZM36 180H37V179H36ZM43 180H44V179L42 178V181H43ZM131 180H132V179H131ZM2 181H3V180H2ZM9 181H10V180H9ZM21 181H22V180H21ZM42 181H40V182H42ZM4 182L7 183L6 180H5ZM10 182H11V181H10ZM23 182H24V181H23ZM23 182H22V183H23ZM31 182H32V181H31ZM40 182H39V184H40ZM84 182H85V183H84ZM131 182H132V181H131ZM131 182H130V183H131ZM261 182H262V181H261ZM263 182H264V181H263ZM1 183H3V182H1ZM5 183H4V185H5ZM24 183H25V182H24ZM27 183H30V182H27ZM27 183H26V184H27ZM44 183H43V184H44ZM79 183H84L85 185L83 184V185H84V186H83V185H80ZM130 183H129V185H130ZM134 183H135V182H134ZM169 183H171V182H169ZM8 184H9V183H7L6 185H8ZM33 184H34V183H33ZM33 184H31V187H30L31 189H34V188H33V187H34ZM39 184H38V186H39ZM41 184H42V183H41ZM77 184H78V186H77ZM94 184H95V183H94ZM135 184H136V183H135ZM135 184H134V185H135ZM138 184H139V183H138ZM164 184H167V183L165 182ZM262 184H264V183H262ZM262 184H261V185H262ZM2 185H3V184H2ZM79 185H80V186H83V187H80V188H82L83 190H82V189L79 190V188H78ZM88 185H89V184H88ZM123 185H124V184H123ZM134 185L131 184V186L135 187ZM168 185H169V184H168ZM168 185H167V186H168ZM171 185H172V184H171ZM171 185H169V186H171ZM10 186H11V185H10ZM16 186H17V185H15V187H16ZM29 186H30V185H29ZM32 186H33V187H32ZM35 186H36V185H35ZM75 186H76V187H75ZM96 186H97V185H96ZM99 186H100V185H99ZM102 186H103V185H102ZM102 186H101V187H102ZM126 186H127V185H126ZM6 187H7V186H6ZM25 187H26V186H25ZM104 187H105V186H104ZM133 187H132V188H133ZM4 188H5V187H4ZM4 188H3V190H4ZM8 188H9V187H8ZM10 188H11V187H10ZM39 188H40V187H39ZM39 188H38V190H37V189L32 190V192L35 191V190L37 191V192L35 191L36 194L38 193L37 196H39V191H41V190L43 189V187L41 188V190H40ZM48 188H46V190H47ZM123 188H124V187H123ZM125 188H126V187H125ZM262 188H263V187H262ZM21 189H22V188H21ZM90 189L92 190L93 188L90 187ZM97 189H98V188H97ZM263 189H264V188H263ZM1 190H2V189H1ZM1 190H0V191H1ZM5 190H6V188H5ZM5 190H4V192H5ZM43 190L45 191V187H44ZM43 190H42V194H43V193H48V192H50V190L47 191V192H43ZM94 190H95V189H94ZM244 190H245V188H244ZM10 191H11V190H10ZM18 191H20V189H19ZM87 191H88V192H87ZM104 191H105V190H104ZM141 191H142V190H141ZM1 192H2V191H1ZM1 192H0V193H1ZM21 192L23 193V191H21ZM24 192H25V191H24ZM52 192H53V193H52ZM106 192H108V191H106ZM262 192H263V190H262ZM2 193H3V192H2ZM2 193H1V194H2ZM54 193H55V194H54ZM89 193L91 194V195H90L91 197H89ZM8 194H9V193H8ZM17 194H18V193H17ZM17 194H16L15 196H18V197H19V195H17ZM19 194H20V193H19ZM36 194H35V195H36ZM40 194H41V192H40ZM104 194H105V193H104ZM109 194H110V192H109ZM125 194H127V193H125ZM154 194H155V193H154ZM154 194H153V195H154ZM3 195H4V193H3ZM3 195H2V197H4V199H3V201H1V203H3L4 201H6V200H5V196H3ZM6 195H7V194H6ZM29 195H30V194H29ZM31 195H32V194H31ZM43 195H44V194H43ZM45 195H47V194H45ZM106 195H107V194H106ZM118 195H119V194H118ZM262 195H264V194H262ZM0 196H1V195H0ZM7 196H8L9 198L12 197V200H11V201L15 200V198H16V199H19V198H17V197H14V198H13V196H9V195H7ZM51 196H52V195H51ZM107 196H109V195H107ZM110 196H111V195H110ZM120 196H121V195H120ZM128 196H129V195H128ZM8 197H6V198H7L8 201H10V200L8 199ZM22 197H23V194H22ZM27 197H29V196L27 195ZM27 197H26V198H27ZM39 197H40V196H39ZM42 197H43V196H42ZM42 197H40V198H42ZM250 197H251V196H250ZM20 198H21V197H20ZM31 198H32V197H31ZM40 198H39V199H40ZM44 198L47 199L46 196H45ZM44 198H43V199H44ZM79 198H80V199H79ZM122 198H123V197H122ZM122 198H120V199H122ZM148 198H149V197H148ZM173 198H174V197H173ZM252 198H253V197H252ZM256 198H259V197H256ZM260 198H262V196H261ZM24 199H25V198H24ZM37 199H38V198H37ZM43 199H42V200H43ZM45 199H44V201H45ZM105 199H106V198H105ZM135 199H136V198H135ZM151 199H152V198H151ZM167 199H168V198H167ZM248 199H249V198H248ZM254 199H255V198H254ZM0 200H1V198H0ZM22 200H23V198H22ZM28 200H29V199H28ZM47 200H48V199H47ZM47 200H46V201H47ZM77 200H78V201H77ZM84 200H83V201H84ZM112 200H113V199H112ZM116 200H117V199H116ZM163 200H164V199H163ZM246 200H247V199H246ZM256 200H258V199H256ZM262 200H263V198H262ZM29 201H30V200H29ZM32 201H33V200H32ZM38 201H40V200H38ZM55 201H54V203H55ZM80 201H81V200H80ZM110 201H111V200H110ZM127 201H128V200H127ZM135 201H136V200H135ZM165 201H166V200H165ZM187 201H188V200H187ZM252 201L254 202L253 199H252ZM252 201H251V202H252ZM258 201H259V200H258ZM263 201H264V200H263ZM14 202H15V201H14ZM147 202H148V201H147ZM4 203H9V202L6 201V202H4ZM12 203H13V202H12ZM12 203H10V204H12ZM33 203H34V202H33ZM43 203H44V202H43ZM54 203H53V205H54ZM87 203H88V202H87ZM117 203H118V202H117ZM125 203H128V202H125ZM188 203H189V201L187 202V204H188ZM245 203H246V202H245ZM247 203H248V202H247ZM259 203H260V202H259ZM27 204H29V203H27ZM118 204H119V203H118ZM122 204H123V203H122ZM122 204H121V205H122ZM189 204H190L191 209L193 210V208H192V206H193L192 203L190 202ZM6 205H8V204H6ZM6 205H5V207H7ZM24 205H25V204H24ZM35 205H36V204H35ZM35 205H34V206H35ZM41 205H42V204H41ZM53 205H52V206H53ZM56 205H57V204H56ZM248 205H249V204H248ZM250 205H251V203H250ZM255 205H256V204H255ZM1 206H2V205H1ZM1 206H0V207H1ZM9 206H10V205H9ZM63 206H62L61 208H63ZM78 206H79V205H78ZM117 206H120V204L117 205ZM122 206H123V205H122ZM122 206H121V207H118V208H119V209H122V208H123ZM124 206H125L124 208H126V205H125V204H124ZM187 206H189V205H187ZM11 207L13 208L14 206L12 205ZM53 207H54V206H53ZM55 207H56V206H55ZM73 207H74V206H73ZM76 207H77V205H76ZM76 207H75V208H76ZM129 207H130V206H129ZM190 207H189V210H190ZM250 207H251V206H250ZM252 207H253V206H252ZM56 208H57V207H56ZM116 208H117V207L115 206V209H116ZM127 208H128V207H127ZM246 208H247V207H246ZM0 209H1V208H0ZM8 209H9L10 211L12 210L10 207H9ZM8 209H7V211L9 212ZM57 209H58V208H57ZM73 209H74V208H73ZM112 209H114V208H112ZM115 209H114V212H116ZM261 209H262V208H260L259 210H261ZM3 210H4V209H3ZM74 210H75V209H74ZM117 210H118V209H117ZM160 210H161V209H160ZM228 210H229V209H228ZM231 210H232V209H231ZM259 210H258V211H259ZM72 211H73V210H72ZM122 211H123V210H122ZM128 211H129V210H128ZM147 211H148V210H147ZM258 211H257V212H258ZM263 211H264V210H263ZM263 211L261 210V211L259 212V215H260V213H263V214H264ZM70 212H71V211H70ZM77 212H78V211H77ZM125 212H126V211H125ZM150 212H151V211H150ZM158 212H159V211H158ZM231 212H232V211H230L229 214H232ZM245 212H246V211H245ZM245 212L243 211V213H245ZM40 213H41V212H40ZM53 213H54V212H53ZM53 213L51 212L50 214H53ZM121 213H122V212H121ZM191 213H192V212H191ZM227 213H228V212H227ZM54 214H55V213H54ZM72 214H73V213H72ZM74 214H75V213H74ZM107 214H108V213H107ZM114 214H117V213H114ZM114 214H113V216H114ZM118 214H120V211H119ZM118 214H117V215H118ZM245 214H246V213H245ZM256 214H258V213H256ZM256 214H255V215H256ZM38 215H39V214H38ZM68 215H71V213H69ZM68 215H66V216H68ZM104 215H105V213H104ZM104 215H102V216H104ZM109 215H110V214H109ZM117 215H115V216H117ZM248 215H249V217H248ZM250 215H252V214H251V213H250V214L247 213V218L253 219V217H252L253 215H252L251 217H250ZM261 215H262V214H261ZM261 215H260V216H261ZM0 216L2 217V214H0ZM33 216H35V215H33ZM33 216H32V218H33ZM113 216H112V217H113ZM140 216H141V215H140ZM245 216H246V215H245ZM39 217H40V215H39ZM39 217H38V218H39ZM51 217H52V216H51ZM70 217H71V216H70ZM84 217H85V216H84ZM84 217H83V218H84ZM107 217H108V218H107ZM112 217H111V220H112V221H116V220H118V219L113 220ZM194 217H195V216H194ZM196 217H197V216H196ZM226 217H227V216H226ZM228 217H229V215H228ZM231 217H233V215H232ZM231 217L228 218V223H227V220H225L227 224H229L230 221H231L230 223H232V222H233V221H232L233 219L236 220V218L233 217V219H231ZM261 217H262V216H261ZM81 218H82V217H81ZM109 218H110V216H107V215H106V217L104 216V217H102L101 219H98L99 221H97V220H96V221H97L98 223H100V224L102 223V224L104 225V227H106V226L108 227V226H110L112 223H115V222H112L111 220H108ZM114 218H115V217H114ZM154 218H155V217H154ZM197 218H198V217H197ZM254 218H255V217H254ZM256 218H257V217H256ZM262 218H264V217H262ZM34 219H35V218H34ZM224 219H225V218H224ZM250 219H249V220H250ZM35 220H36V219H35ZM253 220H255V219H253ZM263 220H264V219H263ZM82 221H83V220H81V222H82ZM143 221H144V220H143ZM156 221H157V220H156ZM191 221H192V220H191ZM207 221H210V219L207 220ZM223 221H224V220H223ZM225 221H224V222H225ZM251 221H252V220H251ZM257 221H258V220H257ZM79 222H80V221H79ZM81 222H80V223H81ZM97 222H96V225H95L94 223H92V224H93V227L95 226V227H94L95 229H97L96 227H98V226H97ZM161 222H162V221H161ZM161 222H160V223H161ZM198 222H200V221H198ZM234 222H235V221H234ZM234 222H233V223H234ZM242 222H243V221H242ZM262 222H263V221H262ZM30 223H31V222H30ZM63 223H64V222H63ZM77 223H78V222H77ZM90 223H91V222H90ZM90 223H89V224H90ZM143 223H144V222H143ZM205 223H207V222H205ZM208 223H209V222H208ZM250 223H251V222H250ZM263 223H264V222H263ZM26 224H27V223H26ZM89 224H88V226H89ZM133 224H134V223H133ZM136 224H137V223H136ZM203 224H204V223H203ZM203 224H202V226H203ZM251 224H252V223H251ZM251 224H250V225H251ZM256 224H258V223H256ZM76 225H77V224H76ZM80 225H81V224H80ZM82 225H83V223H82ZM82 225H81V226H82ZM98 225H99V224H98ZM105 225H106V226H105ZM162 225H163V224H162ZM207 225H208V224H207ZM209 225H210V227H212V223H211V224L209 223ZM229 225H231V224H229ZM248 225H249V224H248ZM252 225H253V224H252ZM66 226H67V224H66ZM68 226H69V225H68ZM81 226H80V228H81ZM90 226H91V224H90ZM101 226H102V225H101ZM101 226H100V227H101ZM142 226H143V225H142ZM145 226H146V225H145ZM182 226H183V225H182ZM198 226H201V225H198ZM222 226H224V225H222ZM226 226H227V225H226ZM254 226H255V224H254ZM260 226H261V225H260ZM29 227H30V226H29ZM78 227H79V226L77 225V227H76L77 229H75V230H78V231H79ZM93 227H91V229H92ZM100 227H99V228H100ZM107 227H106V228H107ZM112 227H113V225H112ZM196 227H197V226H196ZM205 227H206L207 229H209L208 226H206V224H205ZM205 227H204V228H205ZM230 227H231V226H230ZM248 227H249V226H248ZM258 227H259V226H258ZM258 227H256V228H258ZM87 228H88V227H87ZM87 228H86V229H87ZM89 228H90V227H89ZM89 228H88V229H89ZM106 228H104V230H105ZM134 228H135V227H134ZM136 228H137V227H136ZM197 228H198V227H197ZM201 228H202V227H201ZM201 228H200V229H201ZM204 228H203V229H204ZM225 228H226V227H225ZM228 228H229V226H228ZM242 228H243V227H242ZM252 228H255V227L252 226ZM256 228H255V229H256ZM82 229H84V228H82ZM111 229H112V228H111V226H110V228L107 229V233H109V234L112 233V231H110ZM198 229H199V228H198ZM200 229H199V230H200ZM207 229H205V230L207 231ZM244 229H245V228H244ZM247 229H248V228H247ZM247 229H245V230H247ZM261 229H262V228H261ZM22 230H23V229H22ZM97 230H98V229H97ZM108 230H109L110 232H108ZM113 230H114V229H113ZM193 230H194V229H193ZM196 230H197V229H196ZM226 230H229V229H226ZM240 230H241V229H240ZM63 231H64V229H63ZM78 231H77V232H78ZM80 231H81V229H80ZM83 231H84V230H83ZM83 231H82V232H83ZM88 231H89V230H88ZM92 231H93V230H92ZM95 231H96V230H95ZM102 231H103V230H102ZM102 231L99 230L98 233H99V232H102ZM166 231H167V230H166ZM169 231H170V230H169ZM208 231H209V230H208ZM221 231H222V230H221ZM247 231H248V230H247ZM247 231H246V233H247ZM256 231H257V230H256ZM58 232H59V231H58ZM64 232H66V231H64ZM77 232L75 231V233H77ZM82 232H81V233H82ZM84 232H85V231H84ZM137 232H138V231H137ZM137 232H136V234L139 233V232H138V233H137ZM198 232H199V231H198ZM200 232H201V231H200ZM230 232H231V231H230ZM244 232H245V231H244ZM263 232H264V231H263ZM31 233H32V232H31ZM67 233H69V231H67ZM73 233H74V232H73ZM73 233H72V234H73ZM75 233H74L73 235H77V234H75ZM96 233H97V232H96ZM107 233H106V234H107ZM122 233H123V232H122ZM165 233H166V232H165ZM165 233H164V235H165ZM182 233H183V232H182ZM202 233H203V231H202ZM215 233H217V232H215ZM215 233H214V234H215ZM227 233H228V232H227ZM241 233H242V232H241ZM251 233H254V232H251ZM1 234H2V233H1ZM56 234H58V233H56ZM62 234H63V233H62ZM72 234H71V235H72ZM78 234H79V232H78ZM85 234H86V233H84V235H85ZM87 234H88V233H87ZM92 234H93V233H92ZM99 234H100V233H99ZM185 234H186V233H185ZM193 234L195 235V233H193ZM196 234H197V233H196ZM211 234H212V233H211ZM217 234H218V233H217ZM242 234H243V233H242ZM242 234H241V236H242ZM58 235H59V234H58ZM69 235H70V234H69ZM71 235H70V236H71ZM79 235H80V234H79ZM79 235H78V236H79ZM84 235H82V236H83L82 238H84ZM89 235H90V234H89ZM110 235H111V234H110ZM129 235H130V233H129ZM132 235H133V234H132ZM187 235H188V234H187ZM198 235H199V234H198ZM204 235H205V234H204ZM204 235H202V236H204ZM218 235H219V234H218ZM225 235H226V234H225ZM263 235H264V233H263ZM62 236H65V235H62ZM62 236H61V237H62ZM78 236H77V237H78ZM86 236H87V235H86ZM86 236H85V237H86ZM90 236H91V235H90ZM90 236H87L89 239H87V237H86V239L84 238L83 241L85 242V244H87V242L90 240ZM95 236H96V235H95ZM95 236H94V237H95ZM130 236H131V235H130ZM133 236H134V235H133ZM188 236H189V235H188ZM196 236H197V235H196ZM199 236H200V235H199ZM202 236H200V241H201V237H202ZM207 236H208V235H207ZM207 236H206V238H205V237H202V238H204L205 240H208L209 238H208ZM212 236H214V235H212ZM212 236H211V237H212ZM57 237H58V236H57ZM73 237H74V236H73ZM80 237H81V236H80ZM94 237L92 236L93 240H95V239L97 238V237H96V238L94 239ZM110 237H111V236H110ZM125 237H126V236H125ZM127 237H128V239L125 238L127 241L125 240L124 242H126V244L128 245L129 242L132 241L131 243L133 244V240H134V239H133V240L131 239L132 236H131V238H130L129 236H127ZM134 237H135V236H134ZM181 237H182V236H181ZM250 237H251V236H249V238H250ZM256 237H257V236H256ZM263 237H264V236H263ZM54 238H55V237H54ZM69 238H70V237H69ZM78 238H79V237H78ZM112 238H113V237H112ZM172 238H173V237H172ZM216 238H218V236H216ZM246 238H247V237H246ZM24 239H25V238H24ZM44 239H45V238H44ZM55 239H57V238H55ZM62 239H64L65 242H66V241H67L66 239H68L67 234H66V238H63V237H62ZM62 239H61V241H62ZM74 239H77V238H74ZM74 239H72V241H73ZM154 239H155V237H154ZM165 239H166V238H165ZM167 239H168V238H167ZM186 239H187V238H186ZM204 239H203V243H204V241H205ZM214 239H215V238H214ZM260 239H261V238H260ZM31 240H32V239H31ZM57 240H60V239H57ZM57 240H54V241H57ZM77 240H78V239H77ZM85 240H87V242H86ZM91 240H92V239H91ZM93 240H92L91 242H90V241H89V242L92 244ZM98 240H99V239H98ZM159 240H160V239H159ZM177 240H178V239H177ZM177 240H176V241H177ZM196 240H197V239H196ZM211 240H213V238H212ZM215 240H216V239H215ZM236 240H237V239H236ZM249 240H250V239H249ZM257 240H259V238H258ZM257 240H254V241H257ZM134 241H136V237H135V240H134ZM218 241H219V240H218ZM241 241H242V240H241ZM244 241H245V240H244ZM246 241H247V240H246ZM3 242H4V240H3ZM67 242H68V241H67ZM79 242H80V241H79ZM84 242H83L82 244H84ZM94 242H96V240H95ZM97 242H98V241H97ZM183 242H184V241H183ZM207 242H208V241H207ZM207 242H206V243H207ZM210 242H211V241H210ZM259 242H260V241H259ZM4 243H5V242H4ZM56 243H57V242H56ZM71 243H72V242H71ZM90 243H89V244H90ZM179 243H180V242H179ZM208 243H209V242H208ZM248 243H249V242H248ZM253 243H254V242H253ZM256 243H257V242H256ZM256 243H255V244H256ZM54 244H55V243H54ZM58 244H61V243L58 242ZM62 244H63V243H62ZM74 244H75V243H74ZM132 244H130L129 246L132 247ZM173 244H174V243H173ZM181 244H182V243H181ZM190 244H191V243H190ZM237 244H238V243H237ZM87 245H88V244H87ZM118 245H119V244H118ZM170 245H171V244H170ZM192 245H193V244H192ZM235 245H236V244H235V242H234L233 247H235ZM259 245H260V247L263 246V245H264V241H263V245H261V244H259ZM61 246H63V245H61ZM65 246H66V245H65ZM74 246H75V245H73V248H76V246H75V247H74ZM79 246H80V245H79ZM89 246H90V245H89ZM123 246H124V248L127 247V246H125V244H123L122 247H123ZM182 246H183V245H182ZM184 246H186V245H184ZM239 246H240V245H239ZM254 246H256V245H254ZM254 246H253V248H254ZM54 247H55V246H54ZM57 247L60 248V245H59V246L57 245ZM120 247H121V246H120ZM120 247H119V248H120ZM178 247H179V246H178ZM178 247H177V248H178ZM188 247H189V246H188ZM190 247H191V246H190ZM190 247H189V248H190ZM256 247H257V246H256ZM63 248H65V247H62V249H63ZM67 248H68V247H67ZM67 248H66V249H67ZM71 248H72V247H71ZM71 248H70V249H71ZM134 248H135V246H134ZM177 248H176V250H177ZM182 248H183V247H182ZM185 248H187V247H185ZM189 248H188V249H189ZM257 248H258V247H257ZM54 249H55V248H54ZM62 249H59V250L61 251ZM100 249H101V248H100ZM100 249H98V250H100ZM120 249H121V248H120ZM122 249H123V248H122ZM126 249H127V248H126ZM130 249H132V248H130ZM138 249H139V248H138ZM141 249H142V248H141ZM141 249H140V250H141ZM188 249H187V250H188ZM197 249H198V248H197ZM210 249H211V248H210ZM55 250H58V248L55 249ZM64 250H65V249H64ZM64 250H63V251H64ZM67 250H69V248H68ZM67 250H66V252H67ZM71 250H72V249H71ZM114 250H115V249H114ZM123 250H124V249H123ZM140 250H139V251H140ZM143 250H144V252H145V249H143ZM149 250H150V249H149ZM172 250H173V249H172ZM190 250H192V249H190ZM193 250H194V249H193ZM193 250H192V251H193ZM199 250H200V249H199ZM224 250H225V249H224ZM254 250L257 251L256 249H254ZM254 250H253V251H254ZM63 251H61V252H63ZM69 251H70V250H69ZM73 251H74V250H73ZM81 251H82V250H81ZM119 251H120V250H119ZM136 251H137V250H136ZM139 251H138V253H139ZM141 251H142V250H141ZM184 251H185V250H184ZM194 251H195V250H194ZM196 251H197V250H196ZM201 251H202V250H201ZM248 251H249V250H248ZM255 251H254V252H255ZM263 251H264V250H263ZM64 252H65V251H64ZM66 252H65V253H66ZM92 252H93V251H92ZM123 252H124V251H123ZM142 252H143V251H142ZM142 252H141V253H142ZM144 252H143V253H144ZM168 252H169V251H168ZM171 252H172V251H171ZM187 252H189V251H187ZM187 252H186V254H187ZM240 252H241V251H240ZM69 253H70V252H69ZM72 253H75V251L72 252ZM94 253H95V252H94ZM102 253H104V252H102ZM102 253H101V254H102ZM106 253H107V252H106ZM124 253H125V252H124ZM138 253H137V255H138ZM143 253H142V254H143ZM174 253H175V252H174ZM190 253H191V252H190ZM249 253H250V252H249ZM251 253H252V251H251ZM257 253H258V252H257ZM259 253L261 254V252H259ZM259 253H258V254H259ZM54 254H55V253H54ZM89 254H90V253H89ZM104 254H105V253H104ZM104 254H102L101 256H104ZM194 254H195V253H194ZM194 254H193V256H194ZM201 254H202V253H201ZM204 254H205V253H204ZM221 254H222V253H221ZM240 254H241V253H240ZM240 254H239V255H240ZM254 254H255V253H254ZM258 254H257V255H258ZM68 255H69V254H68ZM70 255H71V254H70ZM70 255H69V256H70ZM97 255H98V254H97ZM99 255H100V254H99ZM107 255H108V254H107ZM110 255H111V254H110ZM131 255H132V254H131ZM140 255H141V254H140ZM178 255H179V254H178ZM191 255H192V254H191ZM250 255H251V254H250ZM252 255H253V254H252ZM252 255H251V256H252ZM262 255H263V254H262ZM55 256H56V254H55ZM55 256H54V259H55ZM69 256H68V257H69ZM89 256H90V255H89ZM133 256H134V255H133ZM133 256H131V257H133ZM189 256H190V255H189ZM189 256H188V257H189ZM205 256H206V255H205ZM243 256H244V255H243ZM247 256H248V255H247ZM251 256H250V257H251ZM258 256H259V255H258ZM108 257H109V256H108ZM190 257H191V256H190ZM253 257H254V255H253ZM93 258H95V257H93ZM100 258H102V257H100ZM113 258H114V257H113ZM117 258H118V257H117ZM123 258H124V257H123ZM128 258H129V257H128ZM136 258H137V257H136ZM146 258H147V257H146ZM168 258H172V257H168ZM168 258H167V259H168ZM240 258H241V257L239 256V259H240ZM258 258H259V257H258ZM258 258H257V259H258ZM54 259H52V261H54ZM62 259L65 260L64 258H62ZM68 259H69V258H68ZM97 259H98V258H97ZM97 259H96V260H97ZM103 259H104V258H103ZM114 259H115V258H114ZM121 259H122V258H121ZM125 259H126V258H125ZM132 259H133V258H132ZM151 259H152V258H151ZM172 259H173V258H172ZM200 259H201V258H200ZM241 259H242V258H241ZM255 259H256V258H255ZM260 259H261V261H262L263 257L260 258ZM260 259H258V260L260 261ZM50 260H51V259H50ZM89 260H90V259H89ZM94 260H95V259H94ZM101 260H102V259H101ZM144 260H145V259H144ZM187 260H189V258L186 259L185 261L187 262ZM205 260H206V259H205ZM246 260H247V259H246ZM85 261H86L85 264H87V263L89 262L88 260H85ZM92 261H93V259H92ZM97 261H98V260H97ZM99 261H100V260H99ZM126 261H127V260H126ZM130 261H133V260H130ZM170 261H171V260H170ZM185 261H184V263H185ZM228 261H229V260H228ZM250 261H251V260H250ZM255 261L257 262V260H255ZM261 261H260V262H261ZM263 261H264V260H263ZM263 261H262V262H263ZM61 262H62V261H61ZM65 262H67V260H66ZM90 262H91V261H90ZM101 262H102V261H101ZM101 262H100V263H101ZM146 262H147V261H146ZM162 262H163V261H162ZM178 262H179V261H178ZM189 262H190V261H189ZM191 262H192V261H191ZM236 262H237V261H236ZM20 263H21V262H20ZM45 263H46V262H45ZM52 263H53V262H52ZM91 263H92V262H91ZM100 263H99V264H100ZM103 263H104V261H103ZM103 263H102V264H103ZM166 263H167V262H166ZM179 263H180V262H179ZM179 263H178V264H179ZM181 263H182V262H181ZM196 263H197V262H196ZM239 263H240V262H239ZM239 263H238V264H239ZM32 264H33V262H32ZM64 264H65V263H64ZM88 264H89V263H88ZM97 264H98V263H97ZM106 264H107V263H106ZM128 264H131V262L128 263ZM170 264H171V263H170ZM245 264H246V263H245ZM261 264H262V263H261ZM263 264H264V263H263Z\"/></svg>",
  "mask_w": 264,
  "mask_h": 264
}]
</instances>
